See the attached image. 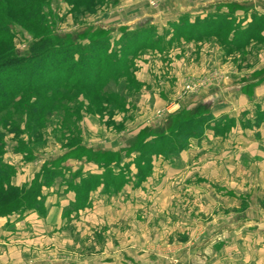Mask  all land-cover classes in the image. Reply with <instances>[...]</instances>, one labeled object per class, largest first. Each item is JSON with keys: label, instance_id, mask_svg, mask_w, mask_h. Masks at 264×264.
I'll return each instance as SVG.
<instances>
[{"label": "rangeland", "instance_id": "374dc122", "mask_svg": "<svg viewBox=\"0 0 264 264\" xmlns=\"http://www.w3.org/2000/svg\"><path fill=\"white\" fill-rule=\"evenodd\" d=\"M208 1L107 0L79 17L66 0H50L44 31L13 27L21 53L44 36L67 42L105 36L119 48L124 32L140 25L155 27L153 39H162L134 59L136 86L112 81L101 99L88 91L60 93L36 133L26 118L14 132L1 129L14 186L34 187L45 166L70 180L78 171L101 174L107 164L118 174L129 163L130 183L112 193L100 187L90 194V206L75 212L74 192L57 179L42 190L45 216L26 211L0 218L8 223L0 232V264H264V123L255 124L256 104L264 110V41L244 49L228 45L235 29L264 17V0ZM220 14L233 28L223 38H173L183 16L191 27ZM206 105L216 117L235 119L227 137L206 132L180 158L154 157L142 181L133 163L141 146L133 141ZM8 219L20 221L18 227Z\"/></svg>", "mask_w": 264, "mask_h": 264}, {"label": "trees", "instance_id": "16d2710c", "mask_svg": "<svg viewBox=\"0 0 264 264\" xmlns=\"http://www.w3.org/2000/svg\"><path fill=\"white\" fill-rule=\"evenodd\" d=\"M49 1L0 0V218L17 213L24 214L26 211L45 216L42 190L53 186L61 177L68 183L67 191L71 190L75 194L71 207V211L75 212L90 206V194L100 187L105 193H112L122 190L130 183L126 174L129 163L118 174L107 164V169L101 174L78 171L70 176V180L59 168L45 166L38 174L34 187H17L12 184L13 166L4 161L5 133L1 130L4 126L10 127L9 131L14 132L18 120L26 118L27 128L36 133L41 129L40 122L49 106L53 107L59 101L60 93L88 91L101 99L104 86L112 81L125 79L136 86L134 59L144 50L154 48L162 39H153L156 34L155 27L140 25L135 31L124 32L119 48L112 47L110 37L105 36L87 41L75 39L71 42L63 38L53 41L44 36L35 41L26 53L19 52L13 41V27L19 25L31 32L44 31V7ZM66 2L72 6L74 16L84 17L95 13L107 0ZM230 20L226 18V14L212 15L205 19L199 18L190 27L189 16L186 15L174 26L177 33L173 38H223L233 30ZM238 29H235V36L228 44L231 50L244 49L253 41H264V17L257 22L253 19L245 29ZM128 91H131L130 87ZM115 96L111 94L108 97ZM66 98L69 100L71 97L66 95ZM256 105L259 112L255 124L260 127L264 123V110L262 104ZM201 108L203 109L199 114L190 118L183 119L181 114H177L176 119L179 118L180 122L174 123L175 117L172 116L173 119H167L162 125L149 129L144 139L133 141L134 145L139 141L138 145L141 146L139 156L133 163L138 169L137 176L142 181L150 175L154 157L160 156L170 161L180 158L181 153L189 149L193 141H202L206 132L225 138L236 124L235 119L228 115L216 117L207 105ZM246 114L247 111L244 115ZM242 125L249 128L243 123ZM77 177L80 178L79 183L75 182Z\"/></svg>", "mask_w": 264, "mask_h": 264}, {"label": "crops", "instance_id": "0c3cea01", "mask_svg": "<svg viewBox=\"0 0 264 264\" xmlns=\"http://www.w3.org/2000/svg\"><path fill=\"white\" fill-rule=\"evenodd\" d=\"M218 1H220V0H218ZM208 2H213V0H211V1H208ZM196 6H198V4L196 5ZM258 95V94H257ZM244 100H246V102H247V99L246 98H244ZM249 102V101H248ZM250 104V103H249ZM248 106V105H247ZM225 114H229L230 115V113H225ZM263 131V133H264V130H262ZM74 194V193H73ZM75 196V195H74ZM75 198V197H74ZM70 203H71V201L68 203L69 205H70ZM26 218H28V216H26ZM8 221L13 225V226H11L12 227V229H14L15 228V226L16 227H18L16 224H19V222L20 221H16V224L15 223H12V219L10 220V219H8ZM7 223V220L5 219V220H3V219H0V232H4V230H6L5 228H6V225L8 224H6ZM11 227L9 228V230H12L11 229ZM17 229V228H16ZM19 229V228H18ZM11 234H15V232H11ZM0 236H1V234H0Z\"/></svg>", "mask_w": 264, "mask_h": 264}]
</instances>
